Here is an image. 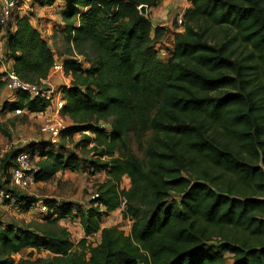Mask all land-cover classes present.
Returning a JSON list of instances; mask_svg holds the SVG:
<instances>
[{
	"label": "trees",
	"instance_id": "1",
	"mask_svg": "<svg viewBox=\"0 0 264 264\" xmlns=\"http://www.w3.org/2000/svg\"><path fill=\"white\" fill-rule=\"evenodd\" d=\"M159 1L65 0L63 62L72 79L59 90L71 123L57 143L8 151L0 191L20 197L25 210L38 202L12 184L10 168L27 147L38 156L35 182L85 168L107 178L85 209L44 198L49 210L36 227L0 218V264H22L14 256L24 249L50 252L44 264H264V0H189L166 60L157 48L166 28L139 8ZM32 16L18 15L6 29L4 58L37 83L57 55ZM5 88L0 71V99ZM13 94L2 113L46 109L44 99ZM77 133L92 157L62 151ZM129 133L149 137L144 158ZM123 201L131 231L102 227ZM71 217L86 233L78 244L59 224Z\"/></svg>",
	"mask_w": 264,
	"mask_h": 264
},
{
	"label": "rangeland",
	"instance_id": "2",
	"mask_svg": "<svg viewBox=\"0 0 264 264\" xmlns=\"http://www.w3.org/2000/svg\"><path fill=\"white\" fill-rule=\"evenodd\" d=\"M65 0H57L53 9H42L38 12L35 10H28L30 15L41 20V30L45 35V38L49 41V44L54 49L58 58L63 59L66 54V40L64 34H62L61 27L64 26L61 20V11L64 7ZM186 0H160L156 5L148 9L150 11V17L154 26H164L166 32L157 41L158 45L164 47H171L173 45L174 36L177 32L184 31L183 23L178 22V17L184 15V11L188 8ZM35 7V6H34ZM32 7V8H34ZM32 16V17H33ZM33 17V18H34ZM184 20V16H183ZM51 22L52 25H49ZM53 85L59 90L62 85H67L71 82V75L65 73H56L52 77ZM14 95V94H13ZM5 100H8V95L4 96ZM55 101L57 96L55 95ZM2 102L0 101V116ZM38 112V111H36ZM55 110L50 109L44 113L35 114H21V115H3L0 120V153L6 149H18L23 148L26 145L36 142H43L49 140V137L41 131L42 125L54 119ZM65 123H71L69 117H63ZM146 137V136H145ZM138 137L134 133H129L127 136V142L132 150L140 157L144 158L143 148L147 144V138ZM83 138V134L77 133L72 139L67 141H61L64 143L65 148H62L63 152L73 151L80 156L86 158L92 157V152H87L83 149L80 142ZM90 146L87 147L89 149ZM67 152V153H68ZM38 158L32 159V165H37ZM6 174L2 167H0V185L5 181ZM107 178L105 172L94 173L89 169H80L77 171L65 170L60 171L51 180L46 182H33L27 188H19L18 193L21 195H28L37 198L38 202L44 200V198L52 201H71L82 209H85L97 193L98 186L104 182ZM122 187L129 188L130 182L125 177ZM20 197H16L14 201H4L0 198V218L4 221H14L22 225L38 226L44 222V214L40 209H36V205L33 209L24 208V203H20ZM44 202V201H43ZM45 203V202H44ZM23 205V206H22ZM40 207L39 205H37ZM125 206H121L114 212L108 215L103 223L102 227L106 226H118L126 233L131 231L133 220L125 215ZM59 224L66 227L71 235L73 243L78 244L82 238H86V233L83 230L81 220L79 217H71L70 219H63L59 221ZM100 240V235L89 237L88 242L97 243ZM33 251V255L31 254ZM52 254L48 251L24 249L19 254H16L15 260L21 261L22 264H44L43 259L51 257Z\"/></svg>",
	"mask_w": 264,
	"mask_h": 264
},
{
	"label": "built area",
	"instance_id": "3",
	"mask_svg": "<svg viewBox=\"0 0 264 264\" xmlns=\"http://www.w3.org/2000/svg\"><path fill=\"white\" fill-rule=\"evenodd\" d=\"M36 0H2L0 4V33L6 31L8 27H11L15 24L16 18L18 15H30L27 9L33 10L34 6H40ZM142 6V5H141ZM140 6V7H141ZM148 6V5H147ZM139 7V8H140ZM178 22L183 23V14L178 17ZM158 48V57L161 60H166L169 56L172 55L173 45L169 47H164L162 45H157ZM5 55V43L2 40V47L0 48V63L1 66L5 65L3 72H5L6 79V88L12 93H16L19 90L25 91L29 94L31 98H41L47 103L46 109L44 111H39V113H44L50 109L55 110L54 119L45 122L42 125L41 131L49 137V140L52 144L57 143L61 139V131L70 123H65L63 117H68L63 115L62 109L65 104L64 94L58 90L52 83V77L56 73H64V62L63 59L57 58L51 68L50 75L41 79L37 83H29L22 80L19 75L13 70V68L7 65V61L4 58ZM81 59L79 56H77ZM0 66V68H1ZM55 95L57 96L55 101ZM13 100H17V97H12ZM35 114L36 111H31L28 107L16 108L13 111H7L3 115H21V114ZM0 116V120H1ZM12 149H6L0 153V162L5 154ZM36 157L37 154H34V151L31 147L19 152L16 156L14 165L10 168V174L12 176V184L18 186L19 188H27L34 182V171L38 169L37 165H32V159ZM98 196V193H95L93 197ZM1 199H10L14 201L11 193H7L4 190L0 191ZM39 205L40 207H38ZM35 206L36 209H40L43 213H46L49 208L46 203L40 201ZM125 201H123V206ZM33 206V207H34ZM33 207L31 209H33Z\"/></svg>",
	"mask_w": 264,
	"mask_h": 264
},
{
	"label": "crops",
	"instance_id": "4",
	"mask_svg": "<svg viewBox=\"0 0 264 264\" xmlns=\"http://www.w3.org/2000/svg\"><path fill=\"white\" fill-rule=\"evenodd\" d=\"M187 2V7H191L192 6V4H191V2L189 1V0H186ZM57 2V1H56ZM160 2V1H159ZM2 3V0H0V4ZM55 5V4H54ZM54 5H52V6H38V5H36L35 7H34V12L36 13V12H38L39 10H42V9H53L54 8ZM63 9V8H62ZM185 12V11H184ZM62 13H60V15H61ZM35 15H37V14H35ZM34 15V16H35ZM33 16V17H34ZM33 17H31V19H32V22H33V24L41 31V33H42V30H41V20L39 19V18H33ZM61 20H62V22H63V19H62V16H61ZM49 25H52L51 24V22H49ZM4 32H2V33H0V48L2 47V40L4 41V38H3V36H4ZM42 35H43V37H45V35L42 33ZM49 42V41H48ZM54 50V49H53ZM57 57V56H56ZM58 58V57H57ZM7 65L8 66H10V65H12V61H8L7 62ZM4 68H5V65H3V66H1V68H0V71H2V70H4ZM50 75V74H49ZM53 80V79H52ZM68 85L70 84L69 82L67 83ZM8 95V100H13V98H12V96H14V95H12V93L11 92H9L7 89H4L3 91H2V94H1V99H0V101L2 102L3 100H5V97L4 96H7Z\"/></svg>",
	"mask_w": 264,
	"mask_h": 264
},
{
	"label": "water",
	"instance_id": "5",
	"mask_svg": "<svg viewBox=\"0 0 264 264\" xmlns=\"http://www.w3.org/2000/svg\"><path fill=\"white\" fill-rule=\"evenodd\" d=\"M140 11L143 15H146L148 13V6L146 4H143L141 7H140Z\"/></svg>",
	"mask_w": 264,
	"mask_h": 264
}]
</instances>
